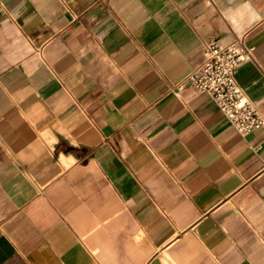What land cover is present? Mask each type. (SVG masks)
<instances>
[{
	"label": "crops",
	"instance_id": "crops-1",
	"mask_svg": "<svg viewBox=\"0 0 264 264\" xmlns=\"http://www.w3.org/2000/svg\"><path fill=\"white\" fill-rule=\"evenodd\" d=\"M252 48L264 0H0V264H264V127L176 86Z\"/></svg>",
	"mask_w": 264,
	"mask_h": 264
},
{
	"label": "built area",
	"instance_id": "built-area-1",
	"mask_svg": "<svg viewBox=\"0 0 264 264\" xmlns=\"http://www.w3.org/2000/svg\"><path fill=\"white\" fill-rule=\"evenodd\" d=\"M252 48L240 40L226 45L208 42L202 61L176 86L182 93L208 94L216 102L219 113L239 135L264 127V115L254 107L236 80L238 68L252 60Z\"/></svg>",
	"mask_w": 264,
	"mask_h": 264
}]
</instances>
